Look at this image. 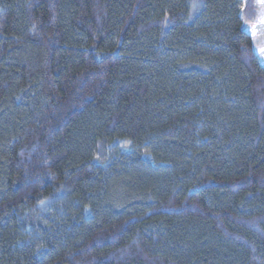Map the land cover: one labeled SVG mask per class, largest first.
Wrapping results in <instances>:
<instances>
[{
    "label": "trees",
    "instance_id": "trees-1",
    "mask_svg": "<svg viewBox=\"0 0 264 264\" xmlns=\"http://www.w3.org/2000/svg\"><path fill=\"white\" fill-rule=\"evenodd\" d=\"M254 0H0V264H264Z\"/></svg>",
    "mask_w": 264,
    "mask_h": 264
},
{
    "label": "rangeland",
    "instance_id": "rangeland-1",
    "mask_svg": "<svg viewBox=\"0 0 264 264\" xmlns=\"http://www.w3.org/2000/svg\"><path fill=\"white\" fill-rule=\"evenodd\" d=\"M254 3L257 7L255 19L245 23V29L252 35L255 50L264 63V55L259 51V49L264 48V5L259 0H254Z\"/></svg>",
    "mask_w": 264,
    "mask_h": 264
},
{
    "label": "snow or ice",
    "instance_id": "snow-or-ice-1",
    "mask_svg": "<svg viewBox=\"0 0 264 264\" xmlns=\"http://www.w3.org/2000/svg\"><path fill=\"white\" fill-rule=\"evenodd\" d=\"M259 2L264 5V0H259ZM262 55H264V48L259 49Z\"/></svg>",
    "mask_w": 264,
    "mask_h": 264
}]
</instances>
